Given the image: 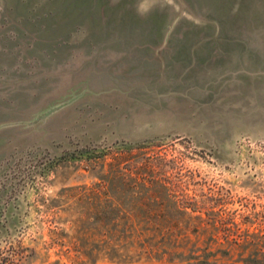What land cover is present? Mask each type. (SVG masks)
<instances>
[{
	"label": "rangeland",
	"instance_id": "rangeland-1",
	"mask_svg": "<svg viewBox=\"0 0 264 264\" xmlns=\"http://www.w3.org/2000/svg\"><path fill=\"white\" fill-rule=\"evenodd\" d=\"M0 264H264V0H0Z\"/></svg>",
	"mask_w": 264,
	"mask_h": 264
}]
</instances>
